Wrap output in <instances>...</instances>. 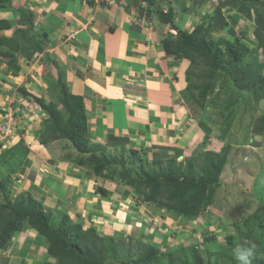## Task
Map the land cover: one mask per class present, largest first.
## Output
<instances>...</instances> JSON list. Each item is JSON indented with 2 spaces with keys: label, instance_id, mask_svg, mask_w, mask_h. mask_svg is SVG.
I'll list each match as a JSON object with an SVG mask.
<instances>
[{
  "label": "rangeland",
  "instance_id": "rangeland-1",
  "mask_svg": "<svg viewBox=\"0 0 264 264\" xmlns=\"http://www.w3.org/2000/svg\"><path fill=\"white\" fill-rule=\"evenodd\" d=\"M170 1L177 14L175 21L182 29H187L189 21H191L192 29L189 32L198 26H203L205 29H209L208 37L216 39L222 46L227 42H234L239 39L241 43L249 47L251 53L244 58L243 66L255 71L257 74L254 75L253 73L254 79L246 80L241 90L245 87L249 88L252 83H256L258 90H261L260 93L263 96L264 42L263 46H260V42L254 37V32L256 24H258L257 20H260L259 23L264 28V5H255L249 0H212V2L208 0ZM154 2L158 7H165L164 4V6L159 4L158 0H154ZM144 7L146 8V6ZM20 10L27 11L28 9L26 10L24 6H12L11 9H2L0 11V16L13 22L14 25L12 30L1 32V35L11 36L18 28L22 27ZM155 18L157 22L159 21L162 28L168 26L157 16ZM39 25V23H36L37 30L41 31L38 27ZM260 31L264 34V29ZM171 33L168 30L164 36ZM32 50L33 48L30 49L28 47L27 50H22L23 52L18 54L21 69L22 67L23 69L26 68L24 69L25 71L34 65L35 73L42 77L41 80L45 79L46 81V83L42 84L45 87H49H47L49 93L46 97L44 96L45 100L55 102L58 99V90H53L52 86L56 87L55 81L57 79L50 73L52 72L50 68L53 69L54 66H52V62L48 59L49 54L36 53L30 57V53H34ZM205 68L204 65H199L197 68L198 73H201ZM5 69L6 64H0V119L5 115L12 114L15 127L13 134L10 136L0 132V155L3 156V158H0V161L6 165L2 168L4 174L1 172L0 177L12 176L16 181L13 187L12 185L7 186L8 191L12 187L13 197L11 199L14 200L23 191V186L19 188V192L14 189L20 186L18 180L20 179L21 181L20 172L17 173L18 169L14 162L20 156L26 158V163L29 161L27 166H30L32 163L31 175L37 176V183L44 182V179L46 181L48 175L53 173L54 170L59 171L60 174L62 172L66 173L68 177L71 168L79 175H81L80 170L94 174L96 170L94 166H90L89 168L82 167V169L73 165L78 163L79 159H83V157L78 155L68 140L61 139L54 141L50 146L43 147L38 142L41 126L39 130H37L36 126H32L27 133L24 127H21V125L19 127L18 123L27 119V116L23 112L21 113V107L25 106L29 99H24V103L22 102L21 95V97L19 96L20 98H16V95H18L16 94L17 84L7 79L9 76L6 78ZM35 78L37 84L41 82L39 77L35 76ZM28 82L32 83L31 80H28ZM194 82L199 84L201 80L194 77ZM35 85L33 83L31 86L35 87ZM241 90H235V98L239 102H234L228 109L226 106L231 89L229 87L221 88V83L217 84L215 92L208 100L207 105L209 108L205 111L206 119L204 121L207 122L206 124L211 130L210 135H208L210 139L208 137L204 138L202 144L192 150V155L197 156L195 159L202 166L206 152H219L227 145L231 149L228 162L221 176L222 183L216 189L213 204L207 207L197 218L179 217L155 204L146 203L144 200L146 191L143 188L138 190L134 186L127 185L119 177L122 166L114 165L104 168L102 173L105 176L111 173V180H114L118 185L111 190L112 193H115L120 188H124L127 191V193L122 194L124 199H127V196H133L132 199L130 198V204L122 202V205L118 206L122 212L118 215V219L123 220L121 222L123 227L119 230L121 231L120 235H122L121 240L123 241V245L127 246L119 250L120 261L136 259L138 245L153 244L163 254L172 253L174 257L173 264H181L180 261L184 260L185 256L191 259V248L193 247L199 249L207 260L210 261V264H227L225 250L231 247V243H229L230 238L234 245L243 241L252 242L254 240V242H258L256 252L264 257V97L256 104L257 109H253L247 102L245 92ZM31 91H33L32 88ZM16 105H18V112L14 111ZM60 108L63 112V107L61 106ZM27 112L26 110L25 113ZM28 118L31 120L33 116H28ZM261 119H263V122ZM261 125L263 126V133L258 134L256 128ZM94 150L101 157L116 158L120 164L122 161L126 163V159L129 161L127 167L136 172L140 171V167L143 164L150 171L156 167L153 162L150 163L148 161L147 157L140 156V158H134V155H131L130 151L125 152L118 145L111 150L108 147L103 149L94 148ZM190 154L188 153V155ZM182 156L185 157L186 154L176 157L177 164L184 161ZM52 157H60L65 162L56 163L52 161L49 163V159ZM174 157H167L159 153L152 160L165 163ZM147 163L150 167L147 166ZM53 183L54 189H57V183ZM103 185L106 186L102 183L100 187H104ZM58 186L61 185L59 184ZM85 192L90 194L92 191L85 189ZM80 194H83V192H80ZM4 201L5 195L0 191V204ZM89 204L91 205L92 201ZM44 208L45 211L51 214L53 225L55 226L59 225L63 217L67 215L72 222L81 224L84 231L89 227H94L99 233L105 235H113L115 233V230L110 229L104 222L103 214H94L89 218V215L85 214L84 206H78L77 211L74 214L71 213V215L66 210V203L63 207L60 206L56 213L55 207L49 208L44 206ZM79 213L84 214L83 218L81 217L82 221L79 218L77 220L76 215ZM112 217L113 219L117 218L115 215H112ZM249 218L251 220H248L247 227L253 231V240L251 238L248 239L246 232L243 230L245 221ZM123 223H126V225ZM116 224L118 225V223ZM23 233L24 235H16L13 238L12 244L8 249L9 251L2 255L4 261H8L9 264H54L56 262V259L50 257L45 251L47 241L41 238L36 230L29 229ZM35 237H38L36 242L34 240ZM33 242L36 245L42 243L40 244V249L35 248ZM15 244L16 246L19 244L18 249L22 248L27 253L29 252V258L23 253L20 255H23L24 258L26 257V260H21L20 257H13L12 255L17 253L13 252L17 251L14 248ZM168 261L169 259L164 257L162 263L168 264Z\"/></svg>",
  "mask_w": 264,
  "mask_h": 264
},
{
  "label": "crops",
  "instance_id": "crops-1",
  "mask_svg": "<svg viewBox=\"0 0 264 264\" xmlns=\"http://www.w3.org/2000/svg\"><path fill=\"white\" fill-rule=\"evenodd\" d=\"M158 3L164 4V8L172 6L170 0H158ZM12 6H24L35 13V24H40L41 31H38L47 35V48L42 54L48 53L62 66L69 90L84 99L88 139L93 148L111 150L118 145L126 152L137 150L151 163L159 153L172 157L180 150L183 155H192V150L208 137L201 127V122L206 123L204 112L186 94L190 62L167 54L162 40L165 32L171 29L169 26L162 28L154 13L147 14L153 6L145 0H12ZM187 28L192 29L191 21ZM24 69L22 67L18 77L7 78L6 75L17 84L16 98L20 96V87L35 96L46 97L49 87L42 84L46 83L45 79L41 80L42 77L35 73L34 65ZM50 70L57 79L58 69ZM35 76L41 80L38 84ZM33 83L35 87L31 86ZM24 99L29 100L21 107V113L27 119L18 123L19 127H24L26 133L32 126L39 130L48 116L31 98L22 97L25 103ZM17 107H14L15 112H18ZM28 116H33V120ZM118 139L127 140L126 146L121 147L123 141ZM52 161L58 163L64 159L52 157L49 163ZM28 162L19 173L20 186L14 188L17 192L23 186V191H30L44 206L55 207V213L65 203L70 215L78 206H84L89 218L103 214L104 222L115 230L113 235H120L123 220L118 219L122 213L118 206L122 202L130 204L133 196L124 199L122 194L127 193L124 188L112 193L111 190L118 186L114 180L80 169L79 175L71 168L69 177L54 170L46 181L37 183V176L31 175L32 163L27 166ZM73 165L85 167L79 163ZM53 182L57 183V189ZM102 183L108 191L106 197L96 192ZM85 189L92 192L84 193ZM112 215L117 218L113 219ZM76 216L82 221L84 214ZM34 240L36 242L38 237ZM35 242V248L40 249L42 243L36 245ZM18 247L19 244H15L17 251L13 252L17 253L12 256L26 260L29 252ZM8 251L0 252V264H9L2 257ZM22 253L25 258L20 255Z\"/></svg>",
  "mask_w": 264,
  "mask_h": 264
},
{
  "label": "trees",
  "instance_id": "trees-1",
  "mask_svg": "<svg viewBox=\"0 0 264 264\" xmlns=\"http://www.w3.org/2000/svg\"><path fill=\"white\" fill-rule=\"evenodd\" d=\"M145 1L148 5H155L154 0ZM249 1L255 5H264L263 0ZM9 8H12V0H0V11ZM19 13L22 27L11 36H3L1 32L12 30L13 22L0 16V64L5 63V75L13 77H18L21 72L18 54L23 52L22 50H27L28 47L33 48L34 53H30L32 57L33 54L45 52L47 46V35L37 30L35 13L31 9L20 10ZM148 13H154L164 24L176 31V35H166L162 43L167 54L190 62L186 73L188 82L186 94L197 107L204 112L209 108L208 100L215 92L218 83H221L223 89L227 87L231 89L227 109L234 102H239L235 98V90H241L243 83L254 79V75L257 74L243 66L244 58L251 53L249 47L241 43L239 39L222 46L216 39L208 37L209 29L203 26H198L191 33L181 30L176 25L177 14L173 7L166 9L157 7L154 11L147 10ZM257 21L254 37L260 42V46H263L264 34L260 30L264 28L259 23L260 20ZM48 59L58 69L56 87L52 86L53 90H58L57 101L47 102L44 97L29 93L25 87L18 88V93L22 97L31 98L37 107L48 116L41 124L39 144L45 146L57 140H68L78 155L83 157L78 163L88 168L96 167L95 174L103 178H112L111 173L107 176L102 173L106 166H122L119 177L123 182L138 190L143 188L146 191L144 194L146 203L155 204L173 215L190 219L197 218L213 204L216 189L222 183L221 176L228 162L230 146H224L219 152H206L202 166L197 163L195 155L185 156L184 163L177 164L176 157L183 155V152L178 150L175 157L165 163L153 161L156 167L152 171L143 164L140 171L136 172L127 167L129 161L126 159V163L122 161L120 164L116 158L100 157L90 145L87 137L88 123L84 99L73 95L69 90L62 66L49 55ZM199 65L206 67L201 73H198ZM194 77L199 78L201 82L196 84ZM241 91L245 92L251 108L257 109L256 104L264 97V93L262 96L256 83L250 84L249 88L245 87ZM261 120L263 122V119ZM201 126L204 132L210 135L211 130L208 125L201 122ZM256 132L262 134L263 126H258ZM118 140L123 141L121 145L127 142L124 139ZM129 151L134 158H140L137 150ZM0 158L3 156L0 155ZM14 162L18 169L17 173H19L26 163V158L20 156ZM4 166L6 165L0 161V173H3ZM147 166H149L148 163ZM15 183L12 176L0 177V191L5 195V201L0 204V252L10 248L16 235L33 229L47 241V253L56 259L54 264H163L164 257L169 259L168 264H173V254H163L153 244L138 245L136 259L120 261L119 250L127 247L123 245L122 236L101 234L94 227H89L84 231L81 224L72 222L67 215L63 217L59 225L55 226L51 214L45 211L44 205L30 191H23L14 200L11 199L13 197L12 187ZM11 185L8 191L7 186ZM96 192L102 197L108 196L107 189L103 187H99ZM248 220L251 219L243 223V230L248 239L253 240V231L247 227ZM231 241L230 238L231 247L225 250L227 264H238L234 251L236 247H247L253 243L258 246V242L254 240L252 242L243 241L235 245ZM191 250V259L185 256L184 260L180 261L181 264H210L199 249L193 247ZM251 264H264V257L256 250L251 258Z\"/></svg>",
  "mask_w": 264,
  "mask_h": 264
},
{
  "label": "clouds",
  "instance_id": "clouds-1",
  "mask_svg": "<svg viewBox=\"0 0 264 264\" xmlns=\"http://www.w3.org/2000/svg\"><path fill=\"white\" fill-rule=\"evenodd\" d=\"M190 1V0H189ZM210 2H212V0H208ZM158 7V6H157ZM157 7L155 8V6H153V11L155 9H157ZM169 7V6H167ZM166 7V8H167ZM170 7H173V6H170ZM160 9H166V8H161L159 7ZM174 8V7H173ZM175 10V9H174ZM176 12V11H175ZM176 25L179 27V25L176 23ZM181 30H184V31H187L189 32V28L187 29H182L181 27H179ZM194 30L190 31L189 33L193 32ZM171 34H174L176 35V31L175 30H172ZM9 76V75H7ZM204 112V111H203ZM204 116H205V112H204ZM205 119H206V116H205ZM206 122V121H205ZM207 123V122H206ZM88 137V136H87ZM89 140V139H88ZM91 145V144H90ZM92 146V145H91ZM126 145H121V147H125ZM94 149V148H93ZM122 149V148H121ZM124 150V149H123ZM99 156V155H98ZM101 157V156H100ZM94 175H96L94 173ZM98 176V175H97ZM101 177V176H100ZM256 245L253 243V244H250L249 246L247 247H244V246H238L236 247V249L234 250L235 251V257H236V260L238 261V264H251V258L254 256L255 254V250H256Z\"/></svg>",
  "mask_w": 264,
  "mask_h": 264
},
{
  "label": "built area",
  "instance_id": "built-area-1",
  "mask_svg": "<svg viewBox=\"0 0 264 264\" xmlns=\"http://www.w3.org/2000/svg\"><path fill=\"white\" fill-rule=\"evenodd\" d=\"M13 120V123H12ZM0 132L7 136H10L14 132V119L12 114L5 115L0 119Z\"/></svg>",
  "mask_w": 264,
  "mask_h": 264
}]
</instances>
